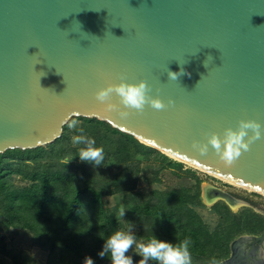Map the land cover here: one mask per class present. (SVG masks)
Instances as JSON below:
<instances>
[{
	"label": "water",
	"instance_id": "water-1",
	"mask_svg": "<svg viewBox=\"0 0 264 264\" xmlns=\"http://www.w3.org/2000/svg\"><path fill=\"white\" fill-rule=\"evenodd\" d=\"M181 68L178 80L169 79ZM122 77L146 80L151 96L175 103L122 119L95 99ZM74 118L107 122L264 194V139L231 167L211 146L207 155L192 148L241 119L264 124V0H0V155L53 144ZM232 201L264 216L248 201Z\"/></svg>",
	"mask_w": 264,
	"mask_h": 264
},
{
	"label": "trees",
	"instance_id": "trees-1",
	"mask_svg": "<svg viewBox=\"0 0 264 264\" xmlns=\"http://www.w3.org/2000/svg\"><path fill=\"white\" fill-rule=\"evenodd\" d=\"M77 120L86 129L87 138L96 141V147L104 149L105 145H110L113 149L111 155L104 150L102 165L82 162L77 149L68 151L65 143L70 141L69 125L53 144L32 150H8L0 155V231L28 232L32 246L47 254L43 264H84L87 257H91L94 264L111 262L98 253L103 250L101 235L107 238L111 232L120 230L118 219L108 212L103 201L104 197L115 193H124L125 199L131 200L126 222L141 228V232L135 234L138 239L147 241L154 235L172 243L189 239L192 262L198 264H209L213 258L218 264L228 256L229 245L237 236L264 229L263 218L253 210L247 209L243 218H239L227 206L218 204L213 210L221 216L220 228L211 232L193 208L202 204L201 181L196 177L195 186L189 190L154 191L149 196L136 191L140 170L132 167L134 157L159 156L162 169H182L184 164L107 122ZM107 156L114 158L118 171L114 180L98 185L87 167H108L111 159ZM66 158L71 159L64 162ZM13 175L20 176L24 184L17 186L11 178ZM158 175L159 172L155 179ZM111 186L117 189L112 190ZM250 217L253 225L249 226ZM0 254L3 256L0 264H36L25 251L8 249L3 240H0Z\"/></svg>",
	"mask_w": 264,
	"mask_h": 264
},
{
	"label": "clouds",
	"instance_id": "clouds-1",
	"mask_svg": "<svg viewBox=\"0 0 264 264\" xmlns=\"http://www.w3.org/2000/svg\"><path fill=\"white\" fill-rule=\"evenodd\" d=\"M183 74V68L179 72H168L169 79L172 80H178ZM150 92L151 87L146 80L129 83L122 77L119 83H109L96 91L95 99L104 105L106 110L117 112L122 119H126L133 111L142 114L146 106L160 111L175 103L169 100L166 105L159 97L151 96ZM114 95L118 97L119 103L112 102ZM261 139H264V124L254 119H241L235 128H225L222 135L218 132L207 133L206 142L194 141L192 148L201 155H207L211 146L219 160L225 166L231 167L245 152L251 150V145L255 141ZM72 142L85 144L78 153L82 162L93 163L95 166L102 165L104 149L96 147L94 139L77 135L72 138ZM101 238L104 240L103 250L98 255L101 258L107 257L111 264H133L132 257L127 255L130 249L142 257L138 264H149V261L155 264H192L189 239L172 243L154 235L145 242L132 232L122 230L111 232L107 238L101 235ZM84 264H94V261L87 257ZM209 264H217L216 259L213 258Z\"/></svg>",
	"mask_w": 264,
	"mask_h": 264
},
{
	"label": "rangeland",
	"instance_id": "rangeland-1",
	"mask_svg": "<svg viewBox=\"0 0 264 264\" xmlns=\"http://www.w3.org/2000/svg\"><path fill=\"white\" fill-rule=\"evenodd\" d=\"M68 125L70 141L66 142L65 145L67 148L69 147L68 151L75 149L79 151L81 148L85 147V144L83 142L80 144H74L72 142V138L77 135L87 138L88 133L83 127L82 122L78 121L77 118L72 119ZM70 125L74 126L70 127ZM104 150H107L110 155L113 153V149L110 145H105ZM107 158L111 159L110 161H108V164H112V167L114 168L110 167L109 165L108 167H101L98 169L95 167H87L89 174H92L94 182L96 181L98 185H106L110 181L114 180L113 176L115 172L118 171L115 166L114 158L108 156ZM169 158L173 161H177L174 158ZM69 159L71 158H66L63 161L69 162ZM131 164L133 169L140 170V174L138 177L139 179L136 184V191H141L147 194V196L152 194L154 191L166 192L182 191L183 189L189 190L190 188H193L195 186L197 181L196 178H198L201 181L200 190L202 204L193 206V208L196 211L197 215L209 227L211 232H214L220 228L219 224L221 221V216L218 215L213 210V208L218 204H223L224 202L223 200L215 199L211 202V204H209L208 201L210 200H208L206 193L209 189H220L222 191L230 193L238 200H252V202H255L253 204L254 206L260 208L264 207V196L260 193L234 186L222 179L212 176L209 173L195 169L188 164L183 163L184 166L182 167V169H162V158L159 156L151 155L147 157L136 156L131 160ZM157 172H159V175L155 179L154 176ZM11 178L19 187L24 184V182L21 181L20 176L13 175ZM111 188L112 190L117 189L116 186H111ZM124 188L126 190H129L128 186H124ZM103 201L105 202V207L108 212L112 213L118 219L120 223V230L126 232L130 231L133 234H138L141 232V228H139V226H130L126 222V213L128 208L132 205V202L130 199H125L124 193H115L112 196L104 197ZM247 208L246 206L237 205L234 208H231L232 210L230 209V211L239 218H243L244 212L247 211ZM250 225H253L252 218L249 221V226ZM0 240L4 241V244L7 245L8 249H21L25 251L36 260V264H43L46 260L47 254L32 246L30 235L26 231L18 229L0 231ZM128 255L132 257L133 264H138V261L142 258L141 256L137 255L134 250L131 249L129 250ZM2 259L3 256L0 254V260ZM106 264H111V262ZM149 264L152 263L149 261ZM192 264L198 263L192 262Z\"/></svg>",
	"mask_w": 264,
	"mask_h": 264
},
{
	"label": "flooded vegetation",
	"instance_id": "flooded-vegetation-1",
	"mask_svg": "<svg viewBox=\"0 0 264 264\" xmlns=\"http://www.w3.org/2000/svg\"><path fill=\"white\" fill-rule=\"evenodd\" d=\"M224 196H228L232 200L236 199L233 195H231L228 192L222 191L220 189H213V188L211 190V194L209 198L210 200H215V199L223 200L224 202L223 204L227 206L229 210L237 206L235 202L236 200L235 201H232L231 199L225 200L223 198ZM245 201H248L249 203H252V204L255 203V202H252V200H248V199ZM262 208L264 209V207ZM247 209H250V208H247ZM260 216L264 220V216L262 215ZM263 234H264V229L260 232H256L253 234L248 233V234H241L237 236L233 241H231L229 245L228 256H226L221 261H219V263L230 258L231 260L230 264H264V241H258L256 239L262 236ZM249 236L255 237V239L248 238ZM235 240L237 241V243L233 244Z\"/></svg>",
	"mask_w": 264,
	"mask_h": 264
},
{
	"label": "bare ground",
	"instance_id": "bare-ground-1",
	"mask_svg": "<svg viewBox=\"0 0 264 264\" xmlns=\"http://www.w3.org/2000/svg\"><path fill=\"white\" fill-rule=\"evenodd\" d=\"M211 175H212V174H211ZM212 176H214V175H212ZM214 177H217V176H214ZM217 178H219V177H217ZM219 179H222V178H219ZM222 180H224V179H222ZM224 181H226V182H228V183H230V184H232V185H234V186H237V187H239V188H245V189H247V190H249V191H253V190H251V189H249V188L243 187V186L238 185V184H235V183H233V182H230V181H227V180H224ZM210 190H211V189H210ZM207 191H209V190H207ZM260 194H261V193H260ZM261 195L264 196V194H261Z\"/></svg>",
	"mask_w": 264,
	"mask_h": 264
}]
</instances>
